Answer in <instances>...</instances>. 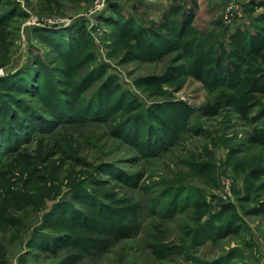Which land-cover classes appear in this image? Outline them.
<instances>
[{
	"label": "rangeland",
	"instance_id": "374dc122",
	"mask_svg": "<svg viewBox=\"0 0 264 264\" xmlns=\"http://www.w3.org/2000/svg\"><path fill=\"white\" fill-rule=\"evenodd\" d=\"M125 21L152 36V55L120 35ZM237 28H264V0H0V264L57 263L43 247L85 191L143 211L133 238L79 264H264V149L249 143L264 127V95L243 116L230 104L244 86L188 71L192 41L214 34L219 54ZM247 63L264 70V51ZM103 70L139 112L184 103L187 116L165 112L160 129L148 113L150 128L129 129L132 144L116 131L123 117L96 115L103 83L88 86ZM209 227L234 233L203 242Z\"/></svg>",
	"mask_w": 264,
	"mask_h": 264
},
{
	"label": "trees",
	"instance_id": "16d2710c",
	"mask_svg": "<svg viewBox=\"0 0 264 264\" xmlns=\"http://www.w3.org/2000/svg\"><path fill=\"white\" fill-rule=\"evenodd\" d=\"M174 11H179V8H173L172 12ZM120 35L136 42V47L140 51L138 55L149 57L157 49L152 36L141 28L133 29L131 21L124 22L120 28ZM227 35L229 48L221 44L219 54H214L217 49V36L214 34L204 42L192 41L186 48L190 49L188 53L192 56L188 71L199 81L206 80L211 84L230 89L244 86L245 93L235 98L230 105L238 113L248 116L252 114L255 107L251 103L252 95H264V70L245 69L249 56L264 51V28L253 33L237 28ZM178 74H180L178 69H172L161 78L152 79L151 83L160 88L161 85L171 82ZM98 81L103 84L99 87V93L96 96V115L101 117L102 121L105 120L102 117L109 118L111 114H115L112 120H117V116L123 117L116 131L121 132L118 136L132 144L134 142L129 140V129L136 132L140 126L147 125L150 128V124H146L148 113L152 116L150 120L156 122L160 129L166 126L165 112L171 114L172 117L177 115L179 121L188 114L184 103L174 109L156 104L149 110L139 112L142 109L141 104L131 98L130 93L122 88L115 76H106L103 70L99 78L88 86V89ZM127 116L129 117L126 119ZM172 130L173 134L178 133L179 125ZM249 143L264 149V127L253 133L249 138ZM256 177L257 179L262 178L261 174H257ZM74 200L82 206V209L75 208L74 210L69 207L64 209L57 217V225L61 228V232L49 236L46 246L43 247L46 252L51 253L58 260L55 264H79L86 257L101 256L107 253L114 244L131 239L140 231V217L143 209L140 204L134 203L129 198H121L117 194L109 193L104 200H101L99 196L85 191L83 194L79 193L74 196ZM201 233L203 242H206L226 237L234 232L227 227L224 229L209 227L201 230Z\"/></svg>",
	"mask_w": 264,
	"mask_h": 264
}]
</instances>
